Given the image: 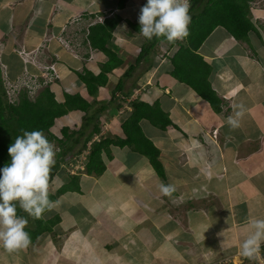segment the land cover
<instances>
[{"label":"crops","instance_id":"obj_1","mask_svg":"<svg viewBox=\"0 0 264 264\" xmlns=\"http://www.w3.org/2000/svg\"><path fill=\"white\" fill-rule=\"evenodd\" d=\"M146 3L128 0L120 8L116 0H0L1 76L5 71L17 80L26 67L39 72L20 56L18 51L25 49L34 60L57 62L60 77L48 86L59 101L65 100V93H80L94 108L100 95H109L93 114L72 110L56 119L60 133L63 127L85 130L70 155L86 147L94 124L100 126L92 136L96 141L125 138L122 124L133 113L134 100L157 105L170 120L166 127L160 125V115L140 121L142 132L159 150L161 172L149 156L115 143L102 152L106 169L100 174L74 175L60 165L49 194L74 177L79 187L54 201L56 213L45 212V219L59 216V221L26 249L9 254L0 247V264L264 262V243L255 260L239 251L250 233L249 221L264 218V0L250 1L255 29L246 38L237 39L217 26L197 50L210 65L209 83L220 100L219 110L172 75V57L182 41L170 44L163 37L149 41L140 35L138 16ZM78 15L82 19L62 32ZM115 15L120 19L110 46L122 63L92 96L78 73L84 68L99 73L109 57L91 46L88 34L92 25L102 22L100 17ZM75 27L73 52L52 36L69 37ZM138 58L135 69L124 75ZM119 81L122 88L115 92ZM241 103L246 109L241 126L230 132L227 118ZM107 109L111 110L104 113ZM101 119L111 124L107 135L101 133ZM61 171L65 176H59ZM161 184L175 186L171 197L160 192ZM33 225L27 221L25 228Z\"/></svg>","mask_w":264,"mask_h":264},{"label":"trees","instance_id":"obj_2","mask_svg":"<svg viewBox=\"0 0 264 264\" xmlns=\"http://www.w3.org/2000/svg\"><path fill=\"white\" fill-rule=\"evenodd\" d=\"M116 1L118 6L122 8L128 0ZM250 1L252 0H191L189 35L180 42L178 51L172 57V75L192 86L200 95L210 101L216 110L220 109V100L209 83L211 68L197 53V50L217 26H223L237 39L246 38L249 32L255 29L251 16ZM119 19L118 15L105 17L102 22L90 27L88 39L91 46L105 52L109 57L103 63L99 73L96 74L88 68H84L82 72L78 73L80 81L86 85L89 94L92 96H97L99 88L108 83V73L122 63V59L110 46ZM144 49L141 50L142 54ZM139 61L138 58L136 63L132 64L124 75H129ZM121 88L122 83L119 81L115 92L121 90ZM18 96V100H11L0 75V169L10 163L11 157L8 148L15 142L17 136L23 135L21 129L25 131L39 130L43 134L47 133L45 137L49 141L54 139L60 143L58 157L50 173L49 182H51L58 173L61 163L71 156L73 147L81 141L80 137L85 133L84 129L71 131L69 127H63L61 133L56 135L51 128L58 117L66 115L72 110L89 113L93 104L80 93H65V100L59 101L48 85L38 93L35 99L29 97L25 88L18 92ZM132 105L133 113L122 124L125 138H105L93 142L86 169L88 173L100 174L106 169L102 152L105 149L107 150L112 143L133 146L136 150L149 156L154 167L158 172H161L162 165L158 157L159 150L142 132L140 121L143 118L154 121V118L160 115L159 119L162 122L160 125L166 127L170 120L157 105L151 106L148 102L142 100H134ZM95 116L97 114L88 119H94ZM99 131L100 126L94 124L92 132L87 136L84 145L86 146L94 133ZM78 187L77 177H74L70 183L61 186L56 194H49V199L54 202L62 193ZM44 214L42 219H33L17 206V215L36 225L35 228H25V231L30 235L31 242L43 232L52 230L60 219L59 216L45 219Z\"/></svg>","mask_w":264,"mask_h":264},{"label":"clouds","instance_id":"obj_3","mask_svg":"<svg viewBox=\"0 0 264 264\" xmlns=\"http://www.w3.org/2000/svg\"><path fill=\"white\" fill-rule=\"evenodd\" d=\"M189 9V0H147L138 16L140 35L149 41L163 37L170 44L184 40L189 35ZM233 111L234 115L227 118L230 132L240 128L246 109L241 103L235 105ZM21 131L23 135L17 136L8 148L10 163L0 169V247L9 254L26 249L31 243L25 231L27 220L17 215V206L33 219H42L44 212L53 210L57 204L49 199L50 173L56 163L55 147L42 131ZM95 139L91 138L84 149L66 159L72 165V170L67 169L71 174L87 171ZM159 190L171 197L176 189L174 185L161 184ZM249 226L250 233L240 244L239 251L244 258L255 260L264 243V218L251 219Z\"/></svg>","mask_w":264,"mask_h":264},{"label":"built area","instance_id":"obj_4","mask_svg":"<svg viewBox=\"0 0 264 264\" xmlns=\"http://www.w3.org/2000/svg\"><path fill=\"white\" fill-rule=\"evenodd\" d=\"M190 6H191V0H189ZM82 15H78V17H73L68 21L65 26L62 28V32H66V28L69 24L72 23H78L82 19ZM100 21H103L104 18L100 17ZM57 37V39L68 49L71 51L74 50V45L72 43H75L77 41V33L72 32L71 37L64 36L63 34H60L58 36H52ZM20 56L23 58L24 61L27 63H32L34 66H36L39 70L38 73H32L29 71V69L26 67L23 74L17 78V80H11L7 73L3 72V81L5 83V87L8 91L9 97L12 101L15 100L13 96L18 93L22 88H25L28 90L29 94L34 96L38 93V91L50 84L51 82L55 81L57 78L60 77L58 68L56 66V61H50V62H40L37 60H34V58L30 57V52L26 51L25 49H21L18 51ZM77 57H81L78 53H75ZM264 264V262L262 263Z\"/></svg>","mask_w":264,"mask_h":264},{"label":"rangeland","instance_id":"obj_5","mask_svg":"<svg viewBox=\"0 0 264 264\" xmlns=\"http://www.w3.org/2000/svg\"><path fill=\"white\" fill-rule=\"evenodd\" d=\"M255 4V3H254ZM253 4V5H254ZM106 15H110V13H109V11L108 10H106ZM70 32H74V33H77L78 34V30H77V27H75L73 30H71ZM69 32V35H70V37H71V33ZM82 37V36H81ZM11 64H12V68L13 69H15V67L17 66V62H16V60L15 59H12L11 61ZM4 85H5V83H4ZM6 86V85H5ZM38 95V93L37 94H35L34 96L32 95H30L29 97L31 98V99H35L36 98V96ZM105 96H108L109 97V95H107V93L106 92H104L102 95H100V97H99V102L95 105V107L94 108H92L90 111V113H94L95 111H96V109L100 106V105H102V100H106V98H104ZM18 93H16L14 96H13V98H15L16 100H18ZM101 100V101H100ZM113 107H115V104H112L111 106H110V108L112 109ZM111 109H107V110H105L104 111V113H106V112H108V111H110ZM108 114V113H107ZM105 119V118H104ZM97 120H94L93 121V124L96 122ZM101 133L102 134H108L109 132H110V125L108 124V122H106V121H103V119H101ZM59 125H55L53 128H51V130H52V132L54 133V134H60V132H59ZM92 128V124L90 125V127H89V130ZM104 130V131H103ZM47 134V133H46ZM46 134H44V135H46ZM112 134V133H111ZM112 136H114L113 134H112ZM98 137H100V135L98 136ZM96 138V137H95ZM53 145H54V147H55V151H56V156H55V160H56V158H57V153H58V151H59V148H60V143L58 142V141H56V140H54V139H52L51 141H50ZM62 167H63V170H65V171H67V172H69V170H67V169H70V170H72V165L70 166V164H69V162L67 163V161L65 162V163H63L62 162V165H61ZM65 171H61V172H59V176L60 175H62V174H65ZM73 172V171H72ZM75 172H76V170H75ZM68 174V173H67ZM62 176H65V175H62ZM64 184V183H63ZM62 184V185H63ZM73 189V188H72ZM78 192V191H77ZM53 213H56V207L53 209V210H51V211H48L47 212V216H50L51 214L53 215ZM36 227V225L34 224L33 226H32V228H35Z\"/></svg>","mask_w":264,"mask_h":264}]
</instances>
